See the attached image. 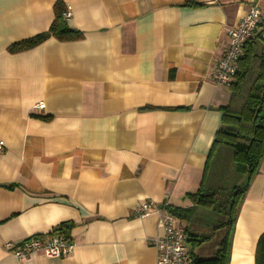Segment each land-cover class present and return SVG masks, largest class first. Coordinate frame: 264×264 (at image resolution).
<instances>
[{"label": "crops", "instance_id": "0c3cea01", "mask_svg": "<svg viewBox=\"0 0 264 264\" xmlns=\"http://www.w3.org/2000/svg\"><path fill=\"white\" fill-rule=\"evenodd\" d=\"M57 1L83 39L49 38L8 53L48 31ZM252 2L264 53V0H0V264H155L150 241L162 231L156 213L135 216L143 201L168 204L194 259L215 256L227 221L216 205H197L187 194L202 182L220 109L230 102L229 86L216 85L212 70L226 30ZM37 103L44 108L34 110ZM232 156L229 147L216 148L204 194L217 198L227 165L244 176ZM243 183L231 184V198ZM61 224L74 243L66 258L20 261L3 249ZM263 232L264 157L238 205L228 264H254Z\"/></svg>", "mask_w": 264, "mask_h": 264}, {"label": "trees", "instance_id": "16d2710c", "mask_svg": "<svg viewBox=\"0 0 264 264\" xmlns=\"http://www.w3.org/2000/svg\"><path fill=\"white\" fill-rule=\"evenodd\" d=\"M187 5L200 6L191 2H188ZM53 11L54 19L48 31L13 43L8 47V53L15 54L28 51L49 38H55L60 42H73L83 39L82 32L66 26V20L63 18L66 6L57 1L53 6ZM172 77L173 75L170 74V78ZM228 86L230 102L228 106L220 109L222 114L220 127L214 135L204 166L202 182L194 193L187 194V199L206 208H213L216 205L218 199L213 194H204L203 180L209 160L218 146H226L232 150L233 162L244 168L245 175L249 177V180L241 188L235 187L232 192L229 218L223 225L227 235L220 242L215 256L209 260L194 259L193 264H228L230 234L236 220L238 205L251 180L258 173L264 157V53L258 50L255 39L245 45L244 54L237 63L234 80ZM155 109L157 108L145 107L141 110L153 111ZM34 118L45 122L50 120L48 116H34ZM11 187L7 186V188ZM167 210L170 214L172 213L169 206H167ZM58 227L64 233L66 225L61 224ZM207 240L208 238L190 241L194 242L193 246H197ZM254 264H264V232L259 236L256 244Z\"/></svg>", "mask_w": 264, "mask_h": 264}, {"label": "built area", "instance_id": "2783aa9c", "mask_svg": "<svg viewBox=\"0 0 264 264\" xmlns=\"http://www.w3.org/2000/svg\"><path fill=\"white\" fill-rule=\"evenodd\" d=\"M70 10L66 7L63 18H70ZM261 23V12L256 2H252L237 25L226 30L227 47L221 60L212 70V81L216 85L228 86L233 82L237 72L238 60L244 54L245 45L255 39ZM34 110H42L44 105L37 103ZM2 143L0 142V151ZM164 202L159 208L151 202L143 201L135 209L136 217H146L152 213L158 215L157 227L162 235L151 239L150 244L156 253L155 264H193L191 249L187 246V235L183 228L175 225V218L167 210ZM74 248L72 239L64 234L58 226L46 235H34L20 243L11 241L3 244L6 253L17 260H26L34 254H41L49 259L68 257Z\"/></svg>", "mask_w": 264, "mask_h": 264}, {"label": "rangeland", "instance_id": "374dc122", "mask_svg": "<svg viewBox=\"0 0 264 264\" xmlns=\"http://www.w3.org/2000/svg\"><path fill=\"white\" fill-rule=\"evenodd\" d=\"M229 164H231V162ZM226 171H227L228 175L225 176L223 183L221 185V187L224 189L222 191H219L217 189V186L215 187V189H213V193L217 194V198H218L215 209L221 213V216L223 218H225V222L228 220L229 216L227 217V216L222 215V213H224L223 210H224V208H226V211L228 212L229 205H230V203H232V201L230 200L231 193L228 191L229 187L231 186L232 183H234V182L237 183L239 177H242V179L244 180L243 186L245 185V183L247 181V175H245V174H244V176H241V175L237 174L235 171L233 173H230L231 171H230L228 165L226 167ZM229 173H230V175H229ZM213 211L214 210H211L209 215H211V213H213ZM216 215H220V214H216ZM236 215H237V211H236ZM236 215H235V217H236ZM195 216L196 215L193 214L192 217H195ZM216 237H215V239H216ZM215 239H214V242H215Z\"/></svg>", "mask_w": 264, "mask_h": 264}, {"label": "water", "instance_id": "95a60500", "mask_svg": "<svg viewBox=\"0 0 264 264\" xmlns=\"http://www.w3.org/2000/svg\"><path fill=\"white\" fill-rule=\"evenodd\" d=\"M249 180V177H247V181Z\"/></svg>", "mask_w": 264, "mask_h": 264}, {"label": "bare ground", "instance_id": "6f19581e", "mask_svg": "<svg viewBox=\"0 0 264 264\" xmlns=\"http://www.w3.org/2000/svg\"><path fill=\"white\" fill-rule=\"evenodd\" d=\"M194 263V262H193Z\"/></svg>", "mask_w": 264, "mask_h": 264}]
</instances>
